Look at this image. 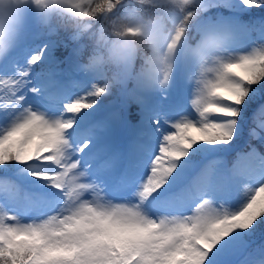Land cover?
I'll return each instance as SVG.
<instances>
[{"label": "snow or ice", "instance_id": "obj_1", "mask_svg": "<svg viewBox=\"0 0 264 264\" xmlns=\"http://www.w3.org/2000/svg\"><path fill=\"white\" fill-rule=\"evenodd\" d=\"M244 9L264 0H199L197 27L226 34L229 62L198 93L183 63L165 90L132 86L139 119L122 141L119 114L97 113L129 84L78 64L62 81L36 71L51 43H17L0 61V264H264V18ZM178 75L187 96H170Z\"/></svg>", "mask_w": 264, "mask_h": 264}, {"label": "clouds", "instance_id": "obj_2", "mask_svg": "<svg viewBox=\"0 0 264 264\" xmlns=\"http://www.w3.org/2000/svg\"><path fill=\"white\" fill-rule=\"evenodd\" d=\"M199 0H0V61L29 22L67 33L81 72L110 83L165 90L178 63L199 91L228 61L226 34L202 31ZM191 32V35L189 34Z\"/></svg>", "mask_w": 264, "mask_h": 264}, {"label": "rangeland", "instance_id": "obj_3", "mask_svg": "<svg viewBox=\"0 0 264 264\" xmlns=\"http://www.w3.org/2000/svg\"><path fill=\"white\" fill-rule=\"evenodd\" d=\"M212 11L208 13V15H215L218 11H221V10L215 9ZM248 11L249 9H244V11L240 14L247 13ZM230 14L231 13L229 12L226 14L224 13V15H230ZM45 42L51 43L53 45L51 49L52 54H53V63L49 65L48 68L53 71H58L61 74L63 69H61V72H60V69L58 66H60V63L62 62L61 59L63 57L61 58L58 55V53H61L62 49L65 48V46H67L69 42H71L69 45H76V44L73 43V41L69 39L67 33L61 32L59 34H54V33L47 32L45 35V39L39 44H37L36 46L32 47L31 49L33 51H36L38 50V46H42V44ZM65 64L66 65L64 68L65 70L69 71V73H71L73 68L77 65L74 62L72 63V60L69 63H65ZM36 71H45V70L44 69L38 70V66H37ZM67 77H69L68 74H67ZM76 77H77V80L83 78L82 75L80 74H77ZM131 87H132L131 84L127 86V89H124L122 87H114L112 89L111 95H108L107 97L106 96L103 97L101 99V103L98 105L97 116L99 114H104L106 117H108L116 113L119 114L120 121L116 123L114 138L120 141L122 140L123 136H125L126 134L127 135L129 134V127L127 125V121L129 120L131 121L133 119L134 121H131V123L135 124L139 119V117L137 116L138 109L132 112L133 107L135 106L136 108L137 105L134 103H131L129 99L130 93L128 92V89H131ZM177 93H179L181 96L188 95V90L185 88L184 81L182 77L179 75L174 79L173 90L170 93V96L174 97ZM125 105H129V106L126 108ZM248 129H246L245 125H243L242 134L245 132V135L247 137H248L247 135ZM226 155L227 153L222 154V158L225 159ZM243 199H244V196H243V191H242L241 197L239 198L238 205H236V207H238L239 204L243 202Z\"/></svg>", "mask_w": 264, "mask_h": 264}, {"label": "trees", "instance_id": "obj_4", "mask_svg": "<svg viewBox=\"0 0 264 264\" xmlns=\"http://www.w3.org/2000/svg\"><path fill=\"white\" fill-rule=\"evenodd\" d=\"M254 11H257V12H260V13H264V9H255ZM257 12H255V13H257ZM262 17H255V18H253V17H245L244 19L245 20H255V21H259L260 19H261ZM37 39H36V36H35V34H34V36H33V40H31V41H36ZM262 219H264V218H262Z\"/></svg>", "mask_w": 264, "mask_h": 264}]
</instances>
